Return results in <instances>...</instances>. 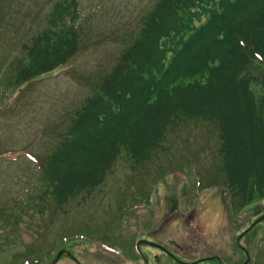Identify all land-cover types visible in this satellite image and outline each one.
<instances>
[{
	"label": "rangeland",
	"instance_id": "1",
	"mask_svg": "<svg viewBox=\"0 0 264 264\" xmlns=\"http://www.w3.org/2000/svg\"><path fill=\"white\" fill-rule=\"evenodd\" d=\"M57 1L0 0V264H52L61 251L81 264H178L149 242L138 249L143 240L168 248L182 264H242L247 254V264H264V219L238 244L264 215V197L237 210L228 189L211 184L219 139L209 123L182 125L167 151L136 170L123 153L91 195L57 205L38 162L139 35L157 0H78L77 56L27 84L9 85L12 59L47 25ZM64 254L55 264H78Z\"/></svg>",
	"mask_w": 264,
	"mask_h": 264
},
{
	"label": "trees",
	"instance_id": "2",
	"mask_svg": "<svg viewBox=\"0 0 264 264\" xmlns=\"http://www.w3.org/2000/svg\"><path fill=\"white\" fill-rule=\"evenodd\" d=\"M79 18L78 0L57 1L47 25L12 59L9 85L73 60L83 34ZM189 122L217 128L211 184L228 189L233 207L263 198L264 0H157L39 169L58 206L85 199L123 153L132 170L141 168L167 151L169 136ZM205 260L186 264H221Z\"/></svg>",
	"mask_w": 264,
	"mask_h": 264
},
{
	"label": "water",
	"instance_id": "3",
	"mask_svg": "<svg viewBox=\"0 0 264 264\" xmlns=\"http://www.w3.org/2000/svg\"><path fill=\"white\" fill-rule=\"evenodd\" d=\"M263 219H264V215H263L262 217H260L259 219H257V220H256V221H255V222H254V223H253V224L247 229V231H248L250 228H252L253 226H255L259 221H261V220H263ZM247 231L243 232V233L239 236V238H238V244H239V245H241V244H240V239H241V237H242ZM142 242H149V243L152 244V245L159 246V247L163 248L164 250H166L165 247H163V246L160 245V244H157V243H155V242H150V241H144V240H143V241H140V243H138V249H140V245H141ZM63 253H64V251H61V252L57 255V257L55 258V260H54V262H53L52 264H55V263L58 261V259L62 256ZM65 253H67V254H68L69 256H71V257H74L73 254L70 253V252H68V251H65ZM169 253H170V252H169ZM171 255H173V254H171ZM145 260H146V263L149 264L146 258H145ZM176 260H178L179 262H184V261H182V260H180V259H178V258H176ZM249 261H250V257H249V255L247 254V260H246V262L243 263V264H247ZM220 262H221V264H223L221 260H220ZM80 264H81V263H80Z\"/></svg>",
	"mask_w": 264,
	"mask_h": 264
},
{
	"label": "flooded vegetation",
	"instance_id": "4",
	"mask_svg": "<svg viewBox=\"0 0 264 264\" xmlns=\"http://www.w3.org/2000/svg\"><path fill=\"white\" fill-rule=\"evenodd\" d=\"M168 249V248H167ZM169 250V249H168ZM166 253V252H165ZM167 254V253H166ZM168 255V254H167Z\"/></svg>",
	"mask_w": 264,
	"mask_h": 264
}]
</instances>
